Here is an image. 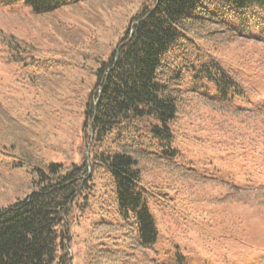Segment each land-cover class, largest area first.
Returning a JSON list of instances; mask_svg holds the SVG:
<instances>
[{"label": "trees", "instance_id": "obj_1", "mask_svg": "<svg viewBox=\"0 0 264 264\" xmlns=\"http://www.w3.org/2000/svg\"><path fill=\"white\" fill-rule=\"evenodd\" d=\"M96 1L27 0L36 12ZM139 1L107 54L98 52L95 34L88 43L76 38L47 50L3 34L0 58L16 63L19 75L35 83L48 82L47 71L58 63L79 69L90 59L99 64L92 67L96 82L81 95L78 163L47 161L34 150L29 129L0 105L1 149L32 173L25 196L0 204V264H186L180 245L172 261L161 259L153 209L171 218L179 209V218L197 225L190 214L197 186L223 183L231 189L204 197L213 204L244 190L181 161L175 126L187 116L213 119L230 127L242 147L264 150V113L213 99L243 101L255 90L244 78L251 58L264 48V0ZM245 44L250 52L240 53L235 67L218 56Z\"/></svg>", "mask_w": 264, "mask_h": 264}, {"label": "rangeland", "instance_id": "obj_2", "mask_svg": "<svg viewBox=\"0 0 264 264\" xmlns=\"http://www.w3.org/2000/svg\"><path fill=\"white\" fill-rule=\"evenodd\" d=\"M139 5V0H99L89 5L79 3L69 10L36 12L27 0H0V54L5 48V33L21 36L46 50L63 48L66 41L76 38L88 43L91 34H95L98 52L107 54ZM262 19L259 30L264 40V16ZM250 44L223 50L218 56L235 67L240 53L250 52ZM253 57L245 69L244 81L255 90L251 89L243 101L213 96L215 102L264 113V48ZM98 64L90 59L87 68L79 69L69 62L58 63L47 71L48 82L39 79L35 83L30 77L19 75L21 69L16 63L0 58V105L29 129L34 150L47 161H80L85 117L81 95H86L96 82L97 73L92 67ZM26 69L27 66L22 73ZM1 125L2 122L0 204L7 205L25 196L32 173L27 165L16 164L18 157L7 148L1 149ZM219 125L213 119L203 121L198 115L187 116L175 126V146L182 153L181 161H192L199 170L244 190L234 200L213 204L204 197H215L231 189L223 183L197 186L192 196L196 204L190 210L197 225L179 218V209L173 218L153 209L160 231L156 246L162 249L160 257L165 261H172L178 250L175 245H180L186 264H264V150L248 148L246 144L242 147L233 139L234 132L227 130L230 127Z\"/></svg>", "mask_w": 264, "mask_h": 264}, {"label": "water", "instance_id": "obj_3", "mask_svg": "<svg viewBox=\"0 0 264 264\" xmlns=\"http://www.w3.org/2000/svg\"><path fill=\"white\" fill-rule=\"evenodd\" d=\"M92 139H93V133H91V139H90V142L88 144V152H87L88 156H89V152H90V146H91Z\"/></svg>", "mask_w": 264, "mask_h": 264}]
</instances>
